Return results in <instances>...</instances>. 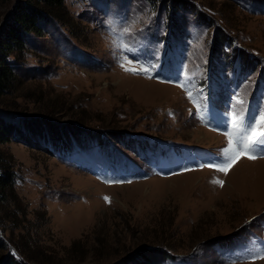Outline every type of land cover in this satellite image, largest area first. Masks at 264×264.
Segmentation results:
<instances>
[{
    "label": "rangeland",
    "instance_id": "1",
    "mask_svg": "<svg viewBox=\"0 0 264 264\" xmlns=\"http://www.w3.org/2000/svg\"><path fill=\"white\" fill-rule=\"evenodd\" d=\"M14 4L0 0V29ZM59 16L10 59L0 96L20 132L0 142V264L26 262L21 246L26 264H264L249 258L264 249V155L201 167L233 106L264 110V0H64Z\"/></svg>",
    "mask_w": 264,
    "mask_h": 264
},
{
    "label": "trees",
    "instance_id": "2",
    "mask_svg": "<svg viewBox=\"0 0 264 264\" xmlns=\"http://www.w3.org/2000/svg\"><path fill=\"white\" fill-rule=\"evenodd\" d=\"M63 6L64 0H15L10 18L0 29V96L13 89V83L16 80L14 61L10 59L17 57L24 50L30 35H43L42 24L50 18L60 17L59 14ZM215 30L216 39L221 43L227 35L220 27L216 26ZM239 51L242 56H245L246 62L250 61L252 64L251 56L243 50ZM1 117L0 113V142L11 139L12 135L20 133L19 128L9 124L7 119L3 120ZM98 138L101 139L100 136ZM5 164L7 163H3V159L0 157V203L4 202L6 191L12 187L13 182V172ZM3 245V239L0 237V247ZM21 247L18 249L26 262L38 258L30 254L28 249L26 251V248ZM155 255L160 259L159 261L167 256L164 251L157 252ZM8 261V264H26V262L16 260L13 256L9 257V253Z\"/></svg>",
    "mask_w": 264,
    "mask_h": 264
},
{
    "label": "snow or ice",
    "instance_id": "3",
    "mask_svg": "<svg viewBox=\"0 0 264 264\" xmlns=\"http://www.w3.org/2000/svg\"><path fill=\"white\" fill-rule=\"evenodd\" d=\"M125 70L131 72L146 71L144 68L127 67ZM188 95L191 97V92H188ZM229 119L230 125L224 132L227 137V144L221 150V155L213 162L201 165V167L207 166L227 174L231 167L242 157L254 160L264 155V110L259 113L258 118L253 116L246 119L243 111L237 113L235 106H233ZM212 182L223 185V181L220 180H213ZM105 200L110 202L108 197H105ZM249 258L253 262L256 259H264V249L250 252Z\"/></svg>",
    "mask_w": 264,
    "mask_h": 264
},
{
    "label": "bare ground",
    "instance_id": "4",
    "mask_svg": "<svg viewBox=\"0 0 264 264\" xmlns=\"http://www.w3.org/2000/svg\"><path fill=\"white\" fill-rule=\"evenodd\" d=\"M145 79V78H144ZM164 85V84H163ZM205 128V127H204ZM206 132H208V133H212L211 131H209V130H205ZM202 136V138L203 137H205L204 135H201ZM242 159V158H241ZM259 159H261V158H257V160H259ZM241 160H239L238 162H236L233 166L235 167V168H237L240 164H239V162H240ZM245 161H247V160H245ZM259 162L261 163V165L260 166H262V164H264V159H261V160H259ZM259 163V164H260ZM258 164V165H259ZM258 165L256 164V165H253L252 166V162H250L249 161V163H247L244 167H246L245 169H248L249 170V173H250V170L252 171V170H254V169H258ZM243 167V166H242ZM108 186V185H107Z\"/></svg>",
    "mask_w": 264,
    "mask_h": 264
}]
</instances>
